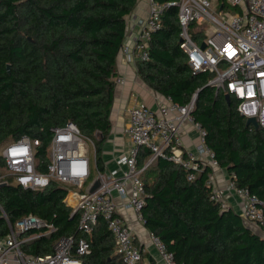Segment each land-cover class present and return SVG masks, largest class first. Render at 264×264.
Masks as SVG:
<instances>
[{"label": "trees", "instance_id": "1", "mask_svg": "<svg viewBox=\"0 0 264 264\" xmlns=\"http://www.w3.org/2000/svg\"><path fill=\"white\" fill-rule=\"evenodd\" d=\"M137 4L138 0H0V150L23 135L47 142L52 128L73 122L95 140L97 166L104 172L102 150L112 130L116 62L127 16ZM181 30L179 6H166L161 27L152 34L149 59L137 61L139 74L153 90L180 105L197 96L193 115L206 130L205 144L237 186L264 202V128L247 125L237 99L228 100L225 92L217 93L208 84L209 72L194 74L180 45ZM190 32L198 43L206 35L204 25L196 21ZM150 155L148 147L141 148L140 168ZM0 165L5 166L1 156ZM40 169L45 170V163ZM192 172L166 158H157L143 170L141 212L146 228L180 264H264V223L260 233L240 213L211 198V166L203 165L196 179L189 180ZM66 194L67 189L54 181L43 190H32L8 177L0 184V237L9 233L6 216L15 222L34 214L57 230L25 241L26 254L47 255L60 237L84 236L91 251L82 264H125L103 219L91 235L79 230V213L72 214ZM144 256L142 251V260ZM146 256L149 264H158Z\"/></svg>", "mask_w": 264, "mask_h": 264}, {"label": "built area", "instance_id": "2", "mask_svg": "<svg viewBox=\"0 0 264 264\" xmlns=\"http://www.w3.org/2000/svg\"><path fill=\"white\" fill-rule=\"evenodd\" d=\"M178 0L161 3L149 0V14L139 22L141 29L133 51L126 50L127 60L146 61L153 32L161 27V17L168 5L179 6L181 24V48L188 56V64L194 74L209 72L208 84L237 99V110L247 120L255 118L264 128V0ZM205 24V37L198 43L190 32L192 22ZM205 43V48L202 44ZM125 78H116V84H124ZM195 97L187 105H180L167 97L159 109L154 110L143 101H137L125 109L129 121L127 133L129 147L117 159V168L110 174L100 171L96 162V143L82 134L78 126L68 122L50 130L47 142L41 137L23 135L7 143L0 150L5 166L0 165V184L13 183L24 189L43 190L51 182L67 189L64 201L79 213V230L91 235L99 220L103 219L115 238L116 253L125 264H140L142 248L137 244L131 224L120 213L113 198L117 192L125 201L123 206L135 210L143 220L144 183L143 170L157 158H166L194 170L188 175L194 180L203 165L218 166L214 152L205 144L206 130L196 121L193 110ZM190 123L199 133L198 154L184 144L183 127ZM86 140L93 143L94 160L86 149ZM142 147L151 150L150 160L138 166ZM208 161H206V159ZM45 163V170L40 166ZM95 167V177L92 179ZM2 170L5 173H2ZM96 179L101 187L94 193L90 188ZM207 184L213 187L211 198L228 207L226 196L234 193L239 200L241 215L250 225L258 228L264 223V202L248 188L237 186L230 177L225 187L215 185L213 172ZM9 233L0 237V264H82V257L91 251V244L84 236L60 237L54 251L47 255L32 256L22 246L27 240L51 234L57 230L54 224L34 214L15 222L6 216ZM254 226V227H255ZM33 231L32 236L22 234ZM151 243L157 250L161 264H180L164 242L154 234Z\"/></svg>", "mask_w": 264, "mask_h": 264}, {"label": "crops", "instance_id": "3", "mask_svg": "<svg viewBox=\"0 0 264 264\" xmlns=\"http://www.w3.org/2000/svg\"><path fill=\"white\" fill-rule=\"evenodd\" d=\"M218 3L222 5V2L219 1ZM148 14L149 0H138V4L134 11L127 16L126 37L117 57L116 75L114 78H125L126 82L124 84H116L114 91V100L110 115L112 130L108 139L103 144L102 150L105 174H110L112 170L117 168V159L122 156L129 147L130 139L127 133L129 118L127 113L125 114L124 112L125 109L132 106L137 101H143L152 109L157 110L163 103L167 102V97L153 90L141 77L137 66L138 59H134L132 62L127 60L126 50H134L135 40L141 29L139 22L145 20ZM203 25L206 30L208 26L205 24ZM183 139L186 148L198 154L200 144L199 133L190 123L185 124L183 127ZM149 159L150 157L146 159L145 165L148 163ZM205 159L208 161L207 158ZM93 169L95 173V167H93ZM212 172L215 185L222 188L225 187L231 177L228 171L218 165L212 168ZM113 198L119 206L120 213L131 224L134 230L136 242L142 248L145 255L142 260L143 263L149 264L146 255L150 254L155 258L158 264H161L157 250L151 243L150 236L152 233L146 228L144 220L136 216L134 209L123 206L125 201L117 192H113ZM239 200L240 198L234 193H229L226 196L228 207L233 208V210L241 214Z\"/></svg>", "mask_w": 264, "mask_h": 264}, {"label": "water", "instance_id": "4", "mask_svg": "<svg viewBox=\"0 0 264 264\" xmlns=\"http://www.w3.org/2000/svg\"><path fill=\"white\" fill-rule=\"evenodd\" d=\"M202 48H205V43L202 44ZM8 68H9V66H8ZM226 97H227V99L229 100L230 96H229V95H226ZM196 99H197V96L195 97V100H196ZM246 123H247V125L252 124V125L256 126L257 128L259 127V123L257 122V120H256L255 118H248V119L246 120ZM100 187H101V181H100V179H96V180L94 181V184H93L92 187L90 188V192H91V193H94V192H96Z\"/></svg>", "mask_w": 264, "mask_h": 264}, {"label": "rangeland", "instance_id": "5", "mask_svg": "<svg viewBox=\"0 0 264 264\" xmlns=\"http://www.w3.org/2000/svg\"><path fill=\"white\" fill-rule=\"evenodd\" d=\"M218 7L219 8V6H220V3H215V5H213V7ZM231 10L232 11H235V9H233V8H231ZM207 27V26H206ZM95 141V140H94ZM96 143V142H95ZM86 149H87V152H88V154L91 156V158L93 159L94 158V155H95V150H94V146H93V143L92 142H90V141H87L86 140ZM150 160V159H149ZM2 173H5V171L4 170H2ZM252 226H253V228L255 229V230H257V231H259L260 233H262L261 232V230H260V228H258L257 226H255V224H252ZM255 226V227H254ZM143 262V261H142ZM142 264V263H141Z\"/></svg>", "mask_w": 264, "mask_h": 264}]
</instances>
